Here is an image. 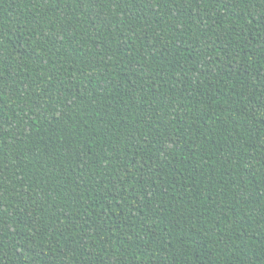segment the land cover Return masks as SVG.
I'll return each instance as SVG.
<instances>
[{
	"label": "trees",
	"instance_id": "obj_1",
	"mask_svg": "<svg viewBox=\"0 0 264 264\" xmlns=\"http://www.w3.org/2000/svg\"><path fill=\"white\" fill-rule=\"evenodd\" d=\"M0 264H264V0H0Z\"/></svg>",
	"mask_w": 264,
	"mask_h": 264
}]
</instances>
